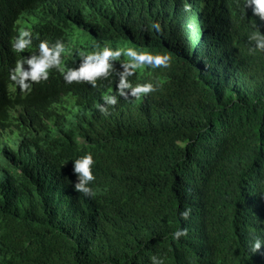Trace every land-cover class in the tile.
<instances>
[{
  "label": "trees",
  "instance_id": "obj_1",
  "mask_svg": "<svg viewBox=\"0 0 264 264\" xmlns=\"http://www.w3.org/2000/svg\"><path fill=\"white\" fill-rule=\"evenodd\" d=\"M255 2L0 0V264H264ZM23 30L27 53L12 47ZM43 40L127 47L129 74L21 85L13 69ZM88 152L92 194L75 188Z\"/></svg>",
  "mask_w": 264,
  "mask_h": 264
},
{
  "label": "clouds",
  "instance_id": "obj_2",
  "mask_svg": "<svg viewBox=\"0 0 264 264\" xmlns=\"http://www.w3.org/2000/svg\"><path fill=\"white\" fill-rule=\"evenodd\" d=\"M253 5L258 10H253V15L264 13V0H256ZM249 38L255 41L260 49L264 50V33L255 31L251 33ZM31 44V31L23 30L15 38L12 47L17 52L27 53L29 50L26 48ZM99 44L101 47L78 49L66 48L62 40H57L51 44L47 40H43L39 45L38 53L30 56L23 55L18 60L16 68L13 69V79L18 80L21 85L30 80L32 86H37L50 83L55 78L64 87L88 81L95 84L119 74H129L131 68L129 59L133 50L130 49L127 52V47L109 46L105 43ZM169 60L170 57L160 56L155 65L167 66ZM155 88L156 85L150 81L137 83L133 89V94L148 93L154 91ZM106 99L110 103H116L115 96H109ZM101 107L103 109V106ZM95 164L96 159L91 152L74 158V171L77 174L75 188L78 191L85 194L93 193L92 183L97 179L94 171ZM17 166H19V161ZM19 170L22 171L21 168H18ZM190 212L191 209H186L182 215L187 218ZM182 234L186 235V229L174 233L176 238H179ZM255 247H260V240L256 241ZM152 260L153 264H164L163 259L158 256H153Z\"/></svg>",
  "mask_w": 264,
  "mask_h": 264
}]
</instances>
